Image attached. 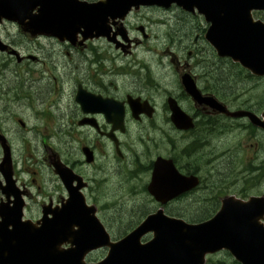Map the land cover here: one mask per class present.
Returning a JSON list of instances; mask_svg holds the SVG:
<instances>
[{
	"label": "flooded vegetation",
	"instance_id": "flooded-vegetation-1",
	"mask_svg": "<svg viewBox=\"0 0 264 264\" xmlns=\"http://www.w3.org/2000/svg\"><path fill=\"white\" fill-rule=\"evenodd\" d=\"M123 27L121 31L114 27L109 40L94 39L81 46L45 38L32 43L22 36L25 46L11 39L8 45L22 58L20 62L9 51L0 52V72L9 69L17 92L27 93L20 99L12 88H2L4 95L15 97L11 105H3L0 99V114L20 108L25 100L37 122L18 134L8 126L3 128L0 119V134L7 138L12 153L11 181L0 167V224L11 227L19 213L24 220L37 223L43 212L51 219L63 209L95 210L97 216L117 211L115 182L123 170L116 162L117 146L156 142L166 148L160 156L171 159L180 174L200 178L197 191L172 202L180 211L217 210L211 191H226L239 182V174L243 176L240 166L245 151L239 143H218L225 142L230 131L245 134L246 120L216 112V104L231 113L245 109L242 81L237 78V87L218 86L217 75L225 66L211 59L202 20L174 7L140 8L127 17ZM42 41L49 44L42 45ZM150 63L167 64V68L160 69L158 77L160 70H151ZM186 74L200 94L199 104L186 94L182 84ZM176 107L192 119V132L174 128L171 115ZM120 108L123 135L117 132ZM14 120L10 121L23 122L18 117ZM256 132L264 137L263 132ZM24 138L29 144L40 140L41 161L32 162L31 153L24 156L26 149L18 151L17 143ZM254 150L259 166L256 183L263 187L264 140ZM218 152L222 157L210 177L204 171ZM56 160L71 171H65L63 178L54 173Z\"/></svg>",
	"mask_w": 264,
	"mask_h": 264
},
{
	"label": "water",
	"instance_id": "water-1",
	"mask_svg": "<svg viewBox=\"0 0 264 264\" xmlns=\"http://www.w3.org/2000/svg\"><path fill=\"white\" fill-rule=\"evenodd\" d=\"M171 5L184 11L195 9L211 24L206 40L219 57L239 63L254 75H264V23L251 17L254 11H264V0H102L93 4L0 0V23H16L32 38L72 42L81 31L90 38L105 35L109 21L123 19L132 7ZM5 49L0 42V51ZM0 144L5 161L2 171L7 173L9 152L2 138ZM173 176L165 177L155 167L148 192L156 201L175 198ZM263 216V199L224 201L213 219L199 225H187L158 211L123 240L111 243L92 212L60 211L51 220L44 219L40 227L20 220L11 229L0 225V264H84V256L101 247L109 251L97 264H203L205 255L222 249L230 251L240 264H264V227L259 223ZM150 233L153 238L142 244V237ZM64 244L71 248L62 250Z\"/></svg>",
	"mask_w": 264,
	"mask_h": 264
},
{
	"label": "rangeland",
	"instance_id": "rangeland-1",
	"mask_svg": "<svg viewBox=\"0 0 264 264\" xmlns=\"http://www.w3.org/2000/svg\"><path fill=\"white\" fill-rule=\"evenodd\" d=\"M94 1V0H92ZM264 17V15L262 16ZM0 37L2 39V41L7 42L6 44H8V42H10L11 39H13L14 41H16L17 43L26 46V41L22 39L21 36H19L17 34L16 29L11 26V25H7L4 24L3 26H0ZM42 45H47L49 44V42L46 41H42L40 42ZM39 42L37 43L38 45H41ZM42 49H47V47H40ZM51 49H56L54 47H52ZM1 59V57H0ZM14 66V65H13ZM149 68L153 71H158L161 69L160 66H156L155 64H149ZM38 69V68H37ZM4 70V68L2 69ZM0 72V99L3 98V105L5 104H9L11 105L12 100L11 97H17V95L19 96V98H22V95L26 96L27 93L23 92V94L21 92H17L16 88L13 86L15 84V81L13 80L10 72L8 70H4ZM161 74L158 73V77ZM122 81V80H119ZM44 81H38L37 84L43 83ZM6 87H9L6 89H13V91H16V95L13 96L12 93L8 94V95H4L3 92H1V89H5ZM118 87L120 88V86L118 85ZM245 88L249 89L250 93L256 94L258 95L259 91H260V85L259 84H249L247 86H245ZM30 98L28 99L29 104H32V95L29 96ZM22 103H24L20 108H13L9 113L0 114V119L2 120V124H3V128H5L6 126L12 128L14 131H16V133H21L22 131L20 130V128L18 127L17 123L15 122V124H13L10 120H14L16 117H18L20 120H22L24 122V124L30 125V124H37V122L34 120L33 118V113L34 111L32 110V107L28 105V103L25 100H21ZM252 102V100H251ZM1 106V103H0ZM30 107V108H29ZM31 109V110H30ZM35 109V108H34ZM9 121V122H8ZM15 121V120H14ZM9 123V124H8ZM225 142H220L218 144H221L223 146H225L226 144L229 143V141H237V142H241V148L247 152L248 155L252 154L251 150L248 149V147L250 145H252L255 141L254 139H250L248 137L247 134H238L235 133L234 131L230 132L228 134V136L225 138ZM28 142V138H24L23 140L19 141L17 143V149L20 153H23V151L28 148L29 143ZM32 147V146H31ZM220 147V146H219ZM221 148V147H220ZM222 149V148H221ZM41 150V144H38L37 146V151ZM166 152V148L163 147L160 144L154 145V146H128L123 148L122 150V154L124 157L123 161L121 162L122 166H125L126 168H132L134 161H136V155L138 156V160L140 162L146 163L149 158L151 156H154V154H163ZM146 157L143 159V157ZM222 157L221 152L217 153V156L213 157L210 160V163L207 165V169H205V174L211 177V171L215 168V166L217 165V163L220 161ZM143 159V160H142ZM249 165L248 161H244L243 164L240 166L242 169H245L247 166ZM248 176V175H246ZM239 178H241L242 176L239 174L238 176ZM245 177V176H244ZM250 177V178H249ZM247 178H249V180H251L252 178H255V176H249ZM148 180L147 175L144 176V178L141 181L136 182L135 184L138 186V190H141V184L146 183ZM116 200H117V204H118V209L117 211L114 212H108L107 215L111 216V217H116L115 221L111 222V225L109 227V229L111 230L112 233H116L118 234V231L124 226L126 225L128 222L130 221H137L140 219V217H142V212L148 210V208L151 206L148 204V199L145 197V194H137V195H127V191L130 188V186L133 184V182H129L127 183L124 175H119L116 178ZM254 185V184H251ZM250 183H248L247 186L245 187H249L250 190L252 192H258L259 190L264 189L263 187H256V186H251ZM243 186V182L240 184V187L242 188ZM170 213H179V214H184L186 213H195L196 211H185L184 213L180 212V211H174L169 209L168 210ZM122 225V226H121ZM100 256L99 254L94 255L93 258H96Z\"/></svg>",
	"mask_w": 264,
	"mask_h": 264
},
{
	"label": "trees",
	"instance_id": "trees-1",
	"mask_svg": "<svg viewBox=\"0 0 264 264\" xmlns=\"http://www.w3.org/2000/svg\"><path fill=\"white\" fill-rule=\"evenodd\" d=\"M214 75H217L214 71H213ZM219 77V81L217 82L219 87H227V88H232V87H237L240 85V80H237L236 77L238 76L234 70L230 69L228 70L227 67H221V71L220 73L217 75ZM246 86V84H244ZM244 86V87H245ZM243 88V87H242ZM244 89V88H243ZM190 208V205H188ZM191 214V213H189ZM195 214L197 220L198 219H202L203 217H205L208 213L202 211H196ZM129 224V223H128ZM127 224V225H128ZM127 225H125L124 227H127ZM225 256H223L220 259H210L208 260L207 264H236L235 262H233L230 257L226 254H224Z\"/></svg>",
	"mask_w": 264,
	"mask_h": 264
}]
</instances>
